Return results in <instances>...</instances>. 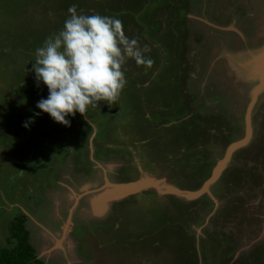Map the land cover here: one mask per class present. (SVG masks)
Wrapping results in <instances>:
<instances>
[{
  "label": "rangeland",
  "instance_id": "rangeland-1",
  "mask_svg": "<svg viewBox=\"0 0 264 264\" xmlns=\"http://www.w3.org/2000/svg\"><path fill=\"white\" fill-rule=\"evenodd\" d=\"M73 4L120 19L151 65L129 60L116 103L65 126L36 107L33 63ZM255 49L264 0H0V248L22 222L42 264H264V75L240 64ZM139 179L158 185L113 187Z\"/></svg>",
  "mask_w": 264,
  "mask_h": 264
},
{
  "label": "clouds",
  "instance_id": "clouds-1",
  "mask_svg": "<svg viewBox=\"0 0 264 264\" xmlns=\"http://www.w3.org/2000/svg\"><path fill=\"white\" fill-rule=\"evenodd\" d=\"M68 13L62 29L35 50L33 63L37 86L42 82L49 93L36 107L65 126H70L68 116H85L100 102L116 103L127 83L129 60L151 65L143 55L148 49L142 51L125 35L120 19L78 13L75 4Z\"/></svg>",
  "mask_w": 264,
  "mask_h": 264
},
{
  "label": "trees",
  "instance_id": "trees-1",
  "mask_svg": "<svg viewBox=\"0 0 264 264\" xmlns=\"http://www.w3.org/2000/svg\"><path fill=\"white\" fill-rule=\"evenodd\" d=\"M19 220H22V217ZM12 226L10 232L16 238L17 243L10 249L0 248V264H30V259L34 260L35 264H42L33 258V249L26 242V232L22 227V222L18 224V227L12 228Z\"/></svg>",
  "mask_w": 264,
  "mask_h": 264
},
{
  "label": "crops",
  "instance_id": "crops-1",
  "mask_svg": "<svg viewBox=\"0 0 264 264\" xmlns=\"http://www.w3.org/2000/svg\"><path fill=\"white\" fill-rule=\"evenodd\" d=\"M241 17H238L237 20L242 19L243 13L241 11ZM250 15L255 16L253 13H251ZM212 27V26H210ZM227 30V29H225ZM238 31V29H235V32ZM255 61V62H254ZM254 62L257 67H254L253 65L251 66V63ZM250 64V67L247 69V71H245V74L250 73L251 75H255V72L260 71V74L258 75H264V49H255L254 52L250 53L248 50L243 53L242 57L240 58V64ZM239 64V65H240ZM262 65V69L259 68V66ZM252 69H255V72L253 73ZM88 207H90V205H88ZM96 210L99 209V211H102L105 209V205L103 203H97V205H95ZM91 208V207H90ZM67 221H65L64 225L66 224ZM61 218L59 217L58 219V223L56 224H61Z\"/></svg>",
  "mask_w": 264,
  "mask_h": 264
},
{
  "label": "water",
  "instance_id": "water-1",
  "mask_svg": "<svg viewBox=\"0 0 264 264\" xmlns=\"http://www.w3.org/2000/svg\"><path fill=\"white\" fill-rule=\"evenodd\" d=\"M248 111V110H247ZM248 115V112L246 113V115H245V125H246V129H247V124H248V122H247V116ZM235 145H233L229 150L231 151V149H233V147H234ZM225 160H223L220 164H219V166L213 171V173H212V175H211V177L207 180V182L203 185V187L200 189V191H203L204 189H205V186L207 187L208 186V184L209 183H211L214 179H215V177H216V175H218V172H219V170H220V168L222 167V163L224 162ZM157 183H153V182H151V181H148V180H142V179H139V180H136V181H133V182H129V183H125V184H120V185H115V186H113V187H117V188H120V189H125L126 190V192H128V193H130L131 191H133L134 189L135 190H141V189H143V188H147V187H157ZM122 195L123 194H125V193H123L122 191L120 192ZM119 193V194H120Z\"/></svg>",
  "mask_w": 264,
  "mask_h": 264
},
{
  "label": "bare ground",
  "instance_id": "bare-ground-1",
  "mask_svg": "<svg viewBox=\"0 0 264 264\" xmlns=\"http://www.w3.org/2000/svg\"><path fill=\"white\" fill-rule=\"evenodd\" d=\"M253 73H254V71H253ZM256 74H257V72H256ZM227 154H228V153H227ZM226 157H227V155H226ZM226 157H225V158H226Z\"/></svg>",
  "mask_w": 264,
  "mask_h": 264
}]
</instances>
